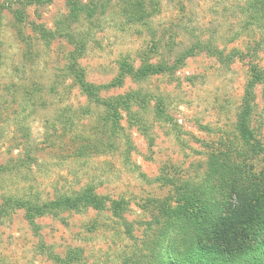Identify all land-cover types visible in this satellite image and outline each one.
I'll use <instances>...</instances> for the list:
<instances>
[{
    "label": "rangeland",
    "instance_id": "1",
    "mask_svg": "<svg viewBox=\"0 0 264 264\" xmlns=\"http://www.w3.org/2000/svg\"><path fill=\"white\" fill-rule=\"evenodd\" d=\"M34 1L0 0V167L16 173L0 176V206L89 188L106 206L31 221L19 208L0 215V264H58L72 251L73 264H124L148 238L145 225L177 206L178 190L208 178L212 156L255 175L264 169L238 124L251 65L264 74V34L243 24L246 0H79L89 11L77 8L76 18L67 0ZM199 41L222 59L199 52L177 64ZM71 55L85 81L103 87L101 105L67 75ZM143 58L176 68L105 88L122 63L138 69ZM253 91L249 126L264 143V84ZM131 93L147 102L120 107L113 133L104 102H130Z\"/></svg>",
    "mask_w": 264,
    "mask_h": 264
},
{
    "label": "trees",
    "instance_id": "2",
    "mask_svg": "<svg viewBox=\"0 0 264 264\" xmlns=\"http://www.w3.org/2000/svg\"><path fill=\"white\" fill-rule=\"evenodd\" d=\"M67 1L72 5L71 15L75 18L77 8H88L83 7L79 0ZM34 2L40 3L39 0ZM240 13L242 22L250 33L253 34L255 28L264 34V0H246L240 7ZM135 16L142 18L138 13ZM256 49L258 48H254L252 52ZM199 52H207L219 59L223 56L211 42L199 41L176 60L177 64L181 65ZM241 57L246 58V55ZM175 68V63L172 66L165 63L152 64L146 58L142 59L138 69L124 62L120 65L118 79L105 88H119L127 77L142 82L151 76L171 73ZM251 70V80L246 89L238 124L242 136L252 140L256 152L264 157V143L254 137L249 126L253 90L264 84V74L254 65H251ZM66 71L93 103L101 105L103 100L100 92L103 87L85 81L84 73L74 55H71ZM139 94L131 93L128 97L130 102H121L118 98L104 102L105 123H111L113 133L119 129L120 107L129 111L133 103L147 102L148 98ZM160 109L159 105L155 116L156 120L163 122L165 119ZM209 164L210 171L206 180L194 187L186 185L179 189L177 206L164 208L161 218L145 225L148 238H145L141 246L136 247L135 253L124 264H264V169L255 175L243 170L240 165L235 168L226 166V163L215 156L210 158ZM12 173L16 174L10 165L0 167V176ZM105 206L106 202L95 194L94 189L89 188L75 197H60L43 205L33 200L5 198L0 206V215L7 216L19 208L25 211L27 219L31 221L36 217L56 215L63 211L82 212L89 208L103 211ZM112 209L114 216L123 220L124 204L115 202ZM126 228L130 235L131 227L126 225ZM79 258V251H72L64 259L55 257L54 260L58 264H73Z\"/></svg>",
    "mask_w": 264,
    "mask_h": 264
}]
</instances>
